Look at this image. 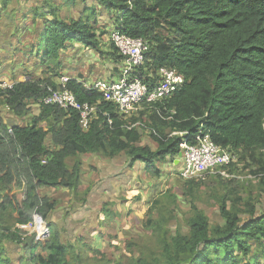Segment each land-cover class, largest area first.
Instances as JSON below:
<instances>
[{
  "label": "trees",
  "instance_id": "trees-1",
  "mask_svg": "<svg viewBox=\"0 0 264 264\" xmlns=\"http://www.w3.org/2000/svg\"><path fill=\"white\" fill-rule=\"evenodd\" d=\"M34 1L24 11L22 0H0V22L9 21L7 34L24 43L29 48L25 55L39 60L49 73L43 79L27 74L11 88H1L0 82V100L17 119L38 105V114L25 125H7L0 118V264H15L9 243L23 251L17 264H70L72 249L61 243L57 227L49 221L58 203L40 194L43 188H66L78 197L81 163L77 160L70 168L67 159L83 154L114 159L125 154L132 164L141 163L147 174L160 178L157 162L173 163L183 141L201 131L240 155L241 163L257 167L252 174L258 178L260 195L248 199L238 193H233L234 199L230 192L222 195L218 204L223 223L217 225H211L206 213L191 202L188 232L177 229L170 234L174 211H169L166 221L155 219L164 212L165 200H176L165 193V200H152L146 213L145 232L154 243L145 248L140 241L132 242L129 250L139 247L140 252L130 264H163L161 260L164 264H264V0H94L77 19L62 16L63 8L87 0ZM99 10L106 12L113 29L148 44L145 64L137 74L142 81L155 84V72L167 67L186 82L155 109L124 120L100 93L70 80L67 87L80 103L98 105V116L85 131L76 111L40 101L48 95V87L57 88L52 79L60 76L61 53L71 45L104 54L100 37L112 30L98 34ZM111 48L108 55L117 75L123 57L112 44ZM103 113L110 115L111 124ZM136 122L155 132L149 135L156 149L141 145L148 129H129ZM174 132L189 134L172 136ZM237 164L231 165L230 173ZM202 182L183 180L184 194L195 196ZM230 182L228 188L239 185L236 179ZM35 215L48 223L42 240L17 228L31 223ZM105 216L109 223L117 214L105 210ZM73 255V264H82L83 255L76 250ZM94 264L112 262L96 259Z\"/></svg>",
  "mask_w": 264,
  "mask_h": 264
},
{
  "label": "rangeland",
  "instance_id": "rangeland-1",
  "mask_svg": "<svg viewBox=\"0 0 264 264\" xmlns=\"http://www.w3.org/2000/svg\"><path fill=\"white\" fill-rule=\"evenodd\" d=\"M93 2V0H88L86 2L78 1L77 4L72 6L70 9H66V7L63 8V12H61V14L62 16L64 14H67L69 17H72L74 15L76 18H78L79 16H82V11L84 7H86V5L91 6L92 4H94ZM59 3L61 4V1H59ZM34 4V0H22L21 2V5L24 7V11H28ZM106 18V12L103 10H99L97 17L99 23L97 28H100V30H98V34H100L101 30H105L108 32L113 30L110 23L107 24V21L105 22ZM0 23V82H2L1 88L8 87L18 80L24 81L26 78V73H33L39 75L41 76L40 78L47 76L49 73H46L47 75L41 73V71H44V68L41 69L39 66H36L37 61L34 60V58H27L23 55L21 51H18V48L21 46L17 43V39L7 34L6 26L9 22L4 20ZM100 41L102 43V48H107L109 52L113 51V49L111 48L112 43L109 34H106L104 37H100ZM10 42L11 45H13V48H10V46H8ZM16 45L17 50L14 51L13 49L16 47ZM76 47L79 46L76 45ZM82 51L83 48H75V50H70L68 54H64L63 61L65 60L66 63L67 58H69V60H73L77 53H82ZM82 55H85V53L81 54V56ZM77 68L84 72H87L89 69L88 67ZM64 70L65 71L63 72H74V67H65ZM37 114L38 107L33 106L32 112L29 115L24 118L17 119L9 111V109L3 105L2 100H0V118L7 125H25L30 121L32 116ZM141 145H148L152 148L157 146V144L151 139L148 133L145 134ZM239 158L240 155L239 157L236 156L238 164L236 169L232 173L229 172L231 175L230 178L211 176L202 182L200 188L194 192L195 196L192 195V197L186 196L184 194L185 186L183 184V180L178 174L181 166L178 169L175 168L174 164L171 162L170 159H167L168 163H157V166L161 169L162 172L160 178H154L149 174L146 178L143 175V171L141 169V173L137 176L139 179L135 178L132 182L134 185L131 186L133 191L139 190L140 192L138 194H134V196H131V199L126 200V202H121V199H119L120 204L124 205L125 207H122L123 210L121 211L120 217H116V220L111 223L114 224V228L110 230H108L107 228L104 231L105 234H102L103 240H94V246L96 249H89L86 254H84V256L82 257V264H94L96 259H102L104 261L108 260L111 261L112 264H114L115 262L130 264L131 258L136 259L137 257H139L140 252L139 247L133 248V251L129 250V246L132 242L140 241L139 244L144 245L145 248L151 247L154 243V238L147 237L145 232L144 224L147 219L146 213L150 208L152 200L157 199L158 197L165 200V193H167L166 196L170 194L171 196L175 197L176 200L174 198H170L169 201L163 200L164 212L160 216L156 214L155 219L166 221V219L170 216L169 211H174L175 219L172 220L169 225V228L171 230L170 234L175 233L177 229H179L183 233L188 232L186 220L190 217L191 214V202H194L200 210L206 213L211 225L222 224L223 219L220 215L218 204V199L222 195L227 192H230L232 193L233 199L235 197L233 193H238V195L240 194L241 198L243 199H248L250 195L258 198V195H260V191L257 188L258 178H255L252 174L253 171H256L257 167L253 166V164L249 165L247 162L241 163L240 161H238ZM67 161L68 165H73V163L70 162L69 159ZM83 161L85 160L82 159V162ZM147 179H150L151 181H148ZM234 179L238 181L239 185L234 187L230 186V188H228L227 184H232L230 180ZM137 183L140 184V188L138 187ZM63 197H66V195ZM259 207L260 206H258L257 213H259ZM114 210H116L115 207ZM137 224H142L141 226L138 225L139 231L136 229ZM126 229L131 230L128 231ZM94 250H99L100 254H96ZM22 254L23 251L21 252V255ZM73 254L74 250L72 251V255L69 257V260L72 259L70 260V264H73L74 262ZM13 258V263L17 264L19 258L14 256ZM161 263L164 264V261L161 260Z\"/></svg>",
  "mask_w": 264,
  "mask_h": 264
},
{
  "label": "crops",
  "instance_id": "crops-1",
  "mask_svg": "<svg viewBox=\"0 0 264 264\" xmlns=\"http://www.w3.org/2000/svg\"><path fill=\"white\" fill-rule=\"evenodd\" d=\"M93 3L95 4V2ZM86 7L89 6L86 5ZM64 16L69 17L67 14H64ZM72 17L77 19L74 15ZM106 21L107 18L105 19V22ZM31 22L32 21H29L27 23L31 24ZM23 39L26 40L27 36H24ZM26 42L30 41L26 40ZM10 44L11 42L9 45ZM19 45L21 47H19L18 50L26 56L25 50L29 48H25L24 43ZM76 45L79 47H76ZM12 46L13 45H11L10 48H13ZM16 48L17 45L13 50ZM75 48H83L82 53L78 52L73 60L67 58V62L65 63V60L63 61L64 54H68L70 50H75ZM102 49L104 50V54L84 48L79 44L71 45L67 50L61 53L63 67L60 70V76L52 79L53 83L58 86L63 78H69L70 80H77L86 88L87 85L95 81L115 78V65L108 55L110 52L107 48L104 49L103 47ZM84 53L85 55L81 56V54ZM26 57L34 58L33 56ZM34 60L37 61L36 66H39L41 69L44 68V71H41V73L46 75V73H48L47 68L43 67L36 58H34ZM65 67H74V72H63L65 71ZM77 67H88L89 69L87 72H84ZM27 74L32 75L35 79H43L45 77L40 78L41 76L33 73H26L25 76H27ZM19 81L20 80L15 81L14 83ZM35 106L38 107V105ZM157 147L158 146H155L153 149ZM82 159L85 161L82 162ZM67 160L66 162H68ZM69 160L73 165L77 160L81 163L78 173V197H73L71 191L66 188H43L40 190V194L58 203L55 210L50 214L49 221L57 227L61 236V243L71 247L72 251L76 250L79 254L84 256L89 249H96L94 246L95 241L103 240L102 234H105L104 231L107 228L108 230L114 228V224L111 223L116 220V217H120L121 211L123 210L122 207H125L120 204L119 199H121V202H126V200L131 199V196L140 192L139 190L133 191L131 186L134 185L132 182L135 178H138L137 176L141 173V169L146 178L148 174L143 164H132L131 159L125 154H121L114 159L105 158L100 154H83L79 157L69 158ZM162 163H168V161ZM173 164L177 169L180 167V162L177 160H174ZM73 165H69V167L71 168ZM147 180L151 181L150 179ZM137 185L139 187L140 184L137 183ZM65 195L66 197H63ZM114 207L116 210H114ZM105 210L117 214V216L110 221V224L106 223ZM138 225L141 226L142 224H137L136 226V229L139 231ZM131 229L126 230L130 231ZM8 251L12 258L14 256L21 259L23 256V254L21 255L22 250L14 244L9 243Z\"/></svg>",
  "mask_w": 264,
  "mask_h": 264
},
{
  "label": "built area",
  "instance_id": "built-area-1",
  "mask_svg": "<svg viewBox=\"0 0 264 264\" xmlns=\"http://www.w3.org/2000/svg\"><path fill=\"white\" fill-rule=\"evenodd\" d=\"M109 37L112 45L123 57L119 74L112 79L95 81L87 85L86 89L100 93L124 120L137 118L143 111L155 109L158 103L170 97L185 84L183 75L167 67L159 68L155 72L157 77L154 80L155 84H152L151 80L149 83L142 81L137 74L145 64L146 53L149 51L148 44L143 39L126 36L118 29H113ZM155 76L151 75V78ZM69 81V78H63L57 88L48 87V95L40 103L56 106L65 111H76L80 117L81 128L87 131L98 116V105L80 103L68 89ZM11 87L12 85L5 88ZM103 116L109 118V123H112L108 113H103ZM138 126L146 128L141 122L130 124L128 127L131 130ZM150 131L155 133L148 129L146 134H150ZM188 134L174 132L172 136L185 137ZM177 159L181 166L178 174L184 181H204L211 176L230 178L229 169L237 162L233 152L215 144L209 135H203L202 131L194 139L183 141ZM17 228L27 234L35 233L38 240H42L47 233V223L38 215L34 216L31 223L18 225Z\"/></svg>",
  "mask_w": 264,
  "mask_h": 264
},
{
  "label": "clouds",
  "instance_id": "clouds-1",
  "mask_svg": "<svg viewBox=\"0 0 264 264\" xmlns=\"http://www.w3.org/2000/svg\"><path fill=\"white\" fill-rule=\"evenodd\" d=\"M176 160L178 161V159L176 158ZM48 225V224H47Z\"/></svg>",
  "mask_w": 264,
  "mask_h": 264
},
{
  "label": "water",
  "instance_id": "water-1",
  "mask_svg": "<svg viewBox=\"0 0 264 264\" xmlns=\"http://www.w3.org/2000/svg\"><path fill=\"white\" fill-rule=\"evenodd\" d=\"M176 163H178V162H176Z\"/></svg>",
  "mask_w": 264,
  "mask_h": 264
}]
</instances>
